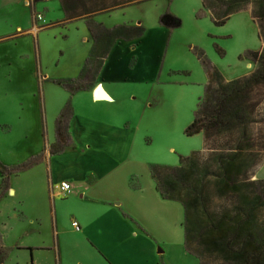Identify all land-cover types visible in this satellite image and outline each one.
I'll list each match as a JSON object with an SVG mask.
<instances>
[{"label":"rangeland","instance_id":"obj_1","mask_svg":"<svg viewBox=\"0 0 264 264\" xmlns=\"http://www.w3.org/2000/svg\"><path fill=\"white\" fill-rule=\"evenodd\" d=\"M6 1L0 4V264L34 262L33 253L7 250L21 239L51 248L36 251L37 264H110L72 226V214L88 213L86 224L94 225L87 230L100 232L107 226L96 218L111 206L123 216L122 232L138 234L124 253L131 261L116 250L121 264H236L203 241L209 217L228 216L230 231L245 220L242 198L257 201L262 217L255 227L264 228V0H151L120 9V20L150 25L155 67L128 74L111 62V94L102 102V86L95 102L76 82L69 89L51 81L75 77L81 37L73 31L67 42L58 37L64 30L34 35L66 20L57 13L47 19L40 0L10 7ZM195 118L203 131L189 137ZM70 171L85 174L94 192L87 201L71 200L78 194L72 188L68 200L54 199L67 223L58 236L50 189ZM221 180L229 188L224 194ZM184 204L201 228L186 223L187 251ZM45 212L40 227L14 215Z\"/></svg>","mask_w":264,"mask_h":264},{"label":"crops","instance_id":"obj_2","mask_svg":"<svg viewBox=\"0 0 264 264\" xmlns=\"http://www.w3.org/2000/svg\"><path fill=\"white\" fill-rule=\"evenodd\" d=\"M21 1L23 2L24 0H7L6 2L10 7L11 3H21ZM149 1L151 0H40L39 3L44 6L47 19L51 20L56 17L55 13H57V16H61L66 20V26H51L41 30L34 36L39 37L42 32L48 30H54L55 34L60 30H64V32L58 33V37H62L63 40L70 42L71 36L74 34L73 31H75V34H79V37H81V42H78V44H82V49H79L76 46V52L78 55L75 58L76 64L74 66L78 67V70L76 73L71 75L75 77L55 78L51 79V81L69 89L71 86H69L68 82H76L75 84L79 86L78 88H82V90L84 88L87 93L92 94L94 101L96 100V88L98 86H102L106 95L104 100L98 101L102 102L106 101L111 94L110 88H112V82L110 80V75L113 74V72H111V69L108 68V65L111 62L115 67L122 63L128 69V74L136 70L145 74L153 72L152 69L155 67V62L151 55H154V49H149L147 47V43H149L150 40L147 38L150 25L147 26L140 20L129 21L117 18L120 9ZM2 3H4V0H0V4ZM57 10H59V12ZM49 12L51 14H48ZM104 15H108L107 18L109 19H99L100 16ZM38 44L40 51L39 57L42 62L41 46L40 43ZM73 48L74 47L68 48L70 49V54H72L71 52L75 50ZM47 50H49V47ZM65 55L66 49H61L59 56L64 57ZM60 65L61 62L58 60L56 67H61ZM115 74H119V72L116 71ZM45 77L48 76H44V78ZM73 118L74 116L72 113L71 118L69 119L70 130ZM48 161H52V157ZM96 175L98 177V174ZM84 177L85 174L80 177L79 175L73 173V171H70L62 181L55 183L53 180V184L50 189V198L53 202V211L51 214L55 218L54 228L57 231L56 233L58 236L65 234V231H67L65 224L67 223H64V216L58 211L57 202L54 203V199L62 197L64 198L63 200H68V197H70V195L66 197L60 196L59 187L62 182L69 181L75 192H78V194H71L69 199H78L76 195H80L79 198L81 201H87L91 198L90 193L92 192L93 194L94 190H91L88 184L84 185V182H87V180L83 179ZM102 177L103 175L99 178ZM95 198L99 199L97 196H95ZM63 200H61V202ZM79 214L82 213L72 214V221L73 223H79L81 230H79V232L84 235L83 237L85 238V243L87 245L90 244L89 246L92 247L93 251L98 252L99 258L104 260L105 256L109 260L110 264H121L117 257L116 250L118 252L120 251V254H124L128 247L132 248V240L136 241L138 239V234L132 232L128 235L127 233L122 232V229L118 225L120 224V221L123 220V216L118 208L116 206L106 207L103 209L101 215L96 218L99 222L104 221L103 224H106L107 226L105 230L102 229L100 232H89L87 229L90 226H93L94 223L86 224V220H90L91 216H89L88 213L84 215ZM261 214L262 212L258 210L254 213V218L257 220L260 219L262 217ZM14 215L16 217H20L18 218L20 223L26 224L28 222L31 224L30 226H35L39 223L40 227L46 221V212L39 214L15 213ZM9 218L11 219V217H8V219ZM27 234H29V232H27ZM0 237L2 236L0 235ZM0 243L2 244V239H0ZM117 243H119V249L117 247ZM122 243H124V247L122 246ZM15 249L24 253H33L34 262L32 264H37V258L35 257L36 251L51 250V248L46 247V245H37V242L33 243L31 240L25 241V239H21V241L15 245L7 246V250H9L10 253ZM185 251H187L186 233ZM136 255L138 256V252H136ZM127 257L129 259H127V261H131V255L127 253L124 258L126 259ZM195 257L199 261V258L197 256Z\"/></svg>","mask_w":264,"mask_h":264},{"label":"trees","instance_id":"obj_3","mask_svg":"<svg viewBox=\"0 0 264 264\" xmlns=\"http://www.w3.org/2000/svg\"><path fill=\"white\" fill-rule=\"evenodd\" d=\"M202 56L203 55H200V59H202ZM202 131L203 127L199 125V119L195 118L192 124L186 129L185 133L187 134V136L191 137L198 135ZM220 183L222 184L220 193L224 194L229 188L224 180H221ZM173 185L174 183L171 182L170 186L173 187ZM162 196L164 197L163 194ZM245 199H247L246 202ZM245 199H241L242 202L244 201V207L248 209L245 220L241 221L238 226H235L237 228L234 227V229L230 231L226 223L229 219L228 216H224L220 222L213 220L214 216L209 217L211 219L212 227H208L209 234H206V238L203 243L211 252L216 251L223 253L227 261L230 260L236 264H264V228L256 230L255 225L257 219L254 218V213L259 210V204L252 198ZM184 205L186 219L183 223V227L185 229L187 242L188 236L191 234V232L190 227L186 223L189 222V224L192 225L193 229H200L199 232L201 231V228L200 226H198V220L196 219L194 221L191 218L192 215L189 211V205ZM196 205H198V200H191V206L195 207ZM239 212H242V210L239 209ZM212 229H216V231H212ZM230 233H233V235L230 236ZM259 235H261V237ZM240 244L242 245V247H239L238 251H236L235 248H237Z\"/></svg>","mask_w":264,"mask_h":264},{"label":"built area","instance_id":"obj_4","mask_svg":"<svg viewBox=\"0 0 264 264\" xmlns=\"http://www.w3.org/2000/svg\"><path fill=\"white\" fill-rule=\"evenodd\" d=\"M72 192V186L69 182H64L60 185L59 187V193L60 196H68L70 195ZM73 227L76 228V230H80V225L78 223H73Z\"/></svg>","mask_w":264,"mask_h":264}]
</instances>
